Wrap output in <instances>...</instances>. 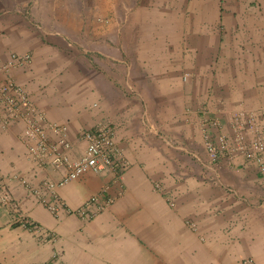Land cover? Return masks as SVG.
Here are the masks:
<instances>
[{"label": "crops", "instance_id": "0c3cea01", "mask_svg": "<svg viewBox=\"0 0 264 264\" xmlns=\"http://www.w3.org/2000/svg\"><path fill=\"white\" fill-rule=\"evenodd\" d=\"M147 3L140 0L135 12L125 10V22L160 19V9H151ZM54 4L53 0H0V64L12 53L33 56L30 69L13 70L12 75L33 94L48 120L68 125L75 158L83 153V144L77 139L81 132L106 121L115 128L116 141L130 165L121 183H113V175L89 173L59 191L68 208L76 210L105 186L111 187V195L122 187L123 196L106 211L90 221L67 213L56 218L27 193L19 178L37 185L60 174L29 161L18 139L22 125L0 134V175L10 184L22 211L42 229L56 234L55 240L34 247L30 264H241L247 258L264 264V185L260 175L244 171L238 162L231 169L221 167L219 177L208 178L182 152L173 156L168 151L167 146L174 150L176 142L162 140L165 145L158 148V131L169 130L172 118L180 117L176 108L180 99L199 101L200 95L191 92L192 83L183 87L174 70L173 77L168 72L169 76L160 78V65L169 55L160 53V45L148 37L156 34L160 40V28L142 27L141 39L122 49L117 44L116 23H110L114 13L109 10L112 19L107 32L94 28L93 40L98 42L88 45L80 37L91 31L90 27L84 30L83 13L72 9L55 14ZM32 19L42 24V34L33 27ZM107 39L109 43L104 42ZM90 52L92 60L87 57ZM188 53L192 55L188 59L196 58L201 67L208 66L206 58L212 56L220 66L229 65L223 48H209L207 42H191ZM121 59L124 65L117 63ZM83 66H90L86 67L89 73L80 70ZM118 66L129 76L118 74ZM252 96L264 97V88ZM171 99L178 102L171 103ZM188 128L192 130V126ZM184 139L192 146L193 138ZM181 147L178 149L183 151ZM184 164L189 167L182 168ZM11 227L12 213L0 206L3 264L4 251L11 250L12 258L19 240Z\"/></svg>", "mask_w": 264, "mask_h": 264}, {"label": "rangeland", "instance_id": "374dc122", "mask_svg": "<svg viewBox=\"0 0 264 264\" xmlns=\"http://www.w3.org/2000/svg\"><path fill=\"white\" fill-rule=\"evenodd\" d=\"M147 1L151 9H160V19L136 18L125 22L123 12L130 8L135 12L140 0H53V8L55 14L70 12L72 9L83 13L84 30L90 27L91 31L89 35L83 34L80 37L88 45H92L93 41L95 44L98 42L93 40L94 28H99L102 33L107 32L108 23L112 19V16L108 17L109 10L114 13V19L110 23H116L120 37L117 44L122 49L126 43H135L134 41L141 39L142 27L150 25L160 28V40L156 34L148 36L160 45V53L169 55L165 63L160 65V78H164L163 75L173 77L174 70V77L179 75L183 87L192 83L191 92L196 96L200 92V95L197 97L199 101H193L192 97L180 99L181 104L176 106L180 117L172 118L178 121L174 120L169 124L167 118H164L173 129H158L156 137L161 141L158 148H163L162 140L176 142L174 150L167 146L168 151L173 156L176 155L175 152H182L190 159V165L208 178L219 177L223 166L231 169L241 162L245 167L244 171L260 175L263 186L264 174L261 173L260 166L248 159L245 152L252 148L255 141L264 140V97L252 96L255 90L264 88V0ZM32 22L36 30H42L39 21L32 19ZM102 35L104 34L100 35V39L104 40ZM104 42L109 43L110 40ZM191 42L197 45L207 42L209 48L222 47L223 54L226 55L222 57L228 60L230 66H220L214 56L206 58L208 66H199L196 58L188 59V55L192 56L188 53ZM92 55L90 52L87 57L92 60ZM123 61L125 60L121 59L117 63L124 65ZM86 67L90 66H83L80 70L89 73ZM116 70L122 76H129L123 67L118 66ZM149 74L154 76L151 69ZM169 102L178 101L171 99ZM158 117L162 122V116L158 114ZM188 126H192V130ZM184 138H193L194 145L191 143L192 146H189V140L185 141ZM209 145L216 150V162L213 161ZM181 167L188 168L189 164ZM11 228L19 236V240H16L12 258L11 250L4 251L5 264H12V261H15L14 264H30L34 247L45 243L47 238L43 236V232L15 226ZM0 264H3L2 261Z\"/></svg>", "mask_w": 264, "mask_h": 264}, {"label": "built area", "instance_id": "2783aa9c", "mask_svg": "<svg viewBox=\"0 0 264 264\" xmlns=\"http://www.w3.org/2000/svg\"><path fill=\"white\" fill-rule=\"evenodd\" d=\"M32 65L33 56L30 53H12L5 63L0 64V134L22 125L23 131L18 139L24 146L29 161L40 169L50 167L60 174L57 179L46 178L37 185L19 178L29 195L56 218L67 213L82 220H93L123 196L122 187L116 194L111 195V187L105 186L76 210L68 208L59 194L60 189L81 180L89 173L100 176L113 175V183H121V178L130 164L124 157L123 148L116 141L115 128L103 121L81 132L77 139L83 144V153L81 157L73 156L74 144L67 135L68 125L48 120L33 95L12 75L13 70L26 71ZM209 150L213 161L216 162L215 148L209 145ZM245 153L248 159L260 166V171L264 174V140L255 141L252 148ZM156 187L161 189L159 184ZM0 204L13 214L14 225L29 231L43 232V236L49 240L56 239L53 231H45L22 211L12 194L10 184L1 175ZM241 264L256 262L247 258Z\"/></svg>", "mask_w": 264, "mask_h": 264}, {"label": "trees", "instance_id": "16d2710c", "mask_svg": "<svg viewBox=\"0 0 264 264\" xmlns=\"http://www.w3.org/2000/svg\"><path fill=\"white\" fill-rule=\"evenodd\" d=\"M0 206H2L1 204H0ZM3 207V206H2ZM3 208H5V207H3ZM11 213V212H10ZM13 215V214H12ZM14 217V216H13ZM15 227H19V226H16V225H14ZM27 230H29V229H27Z\"/></svg>", "mask_w": 264, "mask_h": 264}]
</instances>
